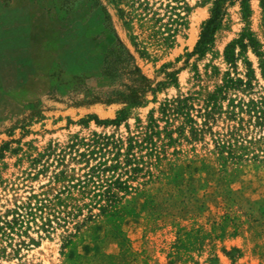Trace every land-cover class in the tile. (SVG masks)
Returning <instances> with one entry per match:
<instances>
[{
  "label": "rangeland",
  "instance_id": "rangeland-1",
  "mask_svg": "<svg viewBox=\"0 0 264 264\" xmlns=\"http://www.w3.org/2000/svg\"><path fill=\"white\" fill-rule=\"evenodd\" d=\"M0 8V264H264V0Z\"/></svg>",
  "mask_w": 264,
  "mask_h": 264
},
{
  "label": "crops",
  "instance_id": "crops-1",
  "mask_svg": "<svg viewBox=\"0 0 264 264\" xmlns=\"http://www.w3.org/2000/svg\"><path fill=\"white\" fill-rule=\"evenodd\" d=\"M12 15L9 8H0V81L3 85L22 84L19 73L29 63V48L22 38L23 24Z\"/></svg>",
  "mask_w": 264,
  "mask_h": 264
},
{
  "label": "trees",
  "instance_id": "trees-1",
  "mask_svg": "<svg viewBox=\"0 0 264 264\" xmlns=\"http://www.w3.org/2000/svg\"><path fill=\"white\" fill-rule=\"evenodd\" d=\"M217 17L214 15L206 24V26H204V30L202 33V37L201 40L199 42V44L204 43L206 40H209L210 34L213 32V24H215ZM235 43L231 44L228 48H227V57L228 60H232V61H236V54L234 52L235 50ZM239 82H242V80H237Z\"/></svg>",
  "mask_w": 264,
  "mask_h": 264
}]
</instances>
